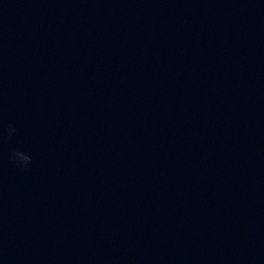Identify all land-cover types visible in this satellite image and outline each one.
Returning <instances> with one entry per match:
<instances>
[{"label": "clouds", "instance_id": "obj_1", "mask_svg": "<svg viewBox=\"0 0 264 264\" xmlns=\"http://www.w3.org/2000/svg\"><path fill=\"white\" fill-rule=\"evenodd\" d=\"M4 133L5 130L0 128V142H2L4 139ZM6 133L7 138L11 140V138L17 133V129L13 124L10 123L7 126ZM9 159L14 161L18 166L27 168L31 163L32 157L22 150L14 149L10 152Z\"/></svg>", "mask_w": 264, "mask_h": 264}]
</instances>
